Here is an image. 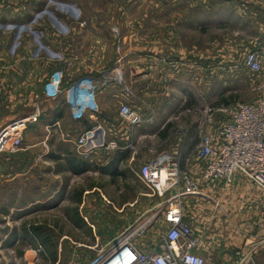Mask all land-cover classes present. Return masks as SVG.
<instances>
[{
  "label": "rangeland",
  "instance_id": "1",
  "mask_svg": "<svg viewBox=\"0 0 264 264\" xmlns=\"http://www.w3.org/2000/svg\"><path fill=\"white\" fill-rule=\"evenodd\" d=\"M249 53L260 59V73L244 66ZM7 60L29 65L0 70V132L42 111L21 147L39 143V166L34 157L21 169L41 175L44 204L38 215L29 212L27 225L0 224V236H28L17 249L13 241L3 244L0 264H85L141 221H151L153 231L165 228L164 199L142 180L143 165L169 153L185 169L229 107L264 97V0H0V65ZM116 68L124 83L110 90L127 94L123 104L143 121L133 126V161L112 175L102 170L113 152L95 157L70 191L62 180L60 203L52 205L48 156L59 145L46 140L45 87L59 72L73 82ZM26 191L29 200L28 181Z\"/></svg>",
  "mask_w": 264,
  "mask_h": 264
},
{
  "label": "built area",
  "instance_id": "2",
  "mask_svg": "<svg viewBox=\"0 0 264 264\" xmlns=\"http://www.w3.org/2000/svg\"><path fill=\"white\" fill-rule=\"evenodd\" d=\"M245 58L244 66L260 73L262 63L256 54L249 53ZM123 83L121 68L100 79L84 76L70 83L59 72L46 85L43 95L49 99L65 95L74 119L81 121L87 114L99 112L97 97L101 90ZM119 109L131 127L143 123L140 113L130 105L122 104ZM38 117L39 112L6 125L0 132V154L20 151L27 125ZM105 135L100 126L86 130L76 141L78 153L86 156L101 146L118 150L115 142L104 141ZM194 155L184 161L185 169L174 155L164 153L150 159L140 170L142 180L164 199L161 216L165 228L153 231L154 227L149 229L151 221H141L104 245L85 264H208L200 251L201 238L185 222L184 200L205 197L206 186L222 184L231 188L238 177L264 191V97L229 107L213 131L202 136ZM149 237L152 240L143 249L140 243ZM261 246L264 239L259 243L249 241L225 264H258L256 254Z\"/></svg>",
  "mask_w": 264,
  "mask_h": 264
},
{
  "label": "crops",
  "instance_id": "3",
  "mask_svg": "<svg viewBox=\"0 0 264 264\" xmlns=\"http://www.w3.org/2000/svg\"><path fill=\"white\" fill-rule=\"evenodd\" d=\"M19 62L7 60L2 63L3 66L0 65V70L11 68L10 70L17 73L19 65H29L27 60H20ZM125 91L128 92L126 85L123 86V92ZM118 92L113 89L110 90V88L101 90L97 97L99 112L97 114H87L81 122L74 119L72 110L66 103L65 95H60L55 99L44 96L45 102L48 103V108L42 113L45 119L44 126L47 130L46 140L50 141L48 142L49 145H59L57 149L55 147L54 157L52 158V155L48 156L50 160L48 175L51 177L50 203L52 205L55 202L60 203L59 193L63 188L62 180L65 179L66 181L64 188L70 191V188L78 183L77 179L79 177L85 176L86 172H90V166L95 157L99 160L105 152H113L111 159L107 160L106 166L102 170V173H111L112 175L121 169V166L129 159L133 161L129 150L132 144L130 141L132 139L131 135L135 127H131L126 121L122 120L119 106L127 103V94L122 96ZM41 112H39L40 115ZM31 115L34 114L30 113ZM17 120H21V118L14 121ZM98 126L105 129L104 141L107 144L115 142L119 146L118 150L101 146V148L88 153L86 156L81 155L77 151L76 141L86 130ZM38 145L39 143L26 144L25 149H21L14 154L0 155L1 225H27L29 212L38 215L39 210L43 209L41 175L39 172L35 174L33 168L31 174H27V176L25 171L21 169L25 165L24 161L26 159L31 158L35 163L34 157H36V166H39L40 159H38L36 149ZM34 153L37 155L34 156ZM27 181L32 191L29 200L27 197L28 191H26ZM254 186L248 180L238 177L231 188H226L222 184L206 186L203 189L205 197L186 198L184 200L185 222L192 227L194 235L199 239L201 238L203 246L200 251L207 257L208 264H225L234 258L235 253L243 249L249 241L259 243L264 239V236H259L260 234L257 232L259 227L264 231V191L260 189L262 191L260 192ZM142 216L139 215L137 218L139 219ZM24 237L28 236L22 233L2 235L0 236V247L8 241H13V246L17 249L22 245ZM145 240L152 239L149 237ZM140 245L143 246V249H146L144 240L141 241ZM258 249L257 262L258 264H264V246Z\"/></svg>",
  "mask_w": 264,
  "mask_h": 264
},
{
  "label": "trees",
  "instance_id": "4",
  "mask_svg": "<svg viewBox=\"0 0 264 264\" xmlns=\"http://www.w3.org/2000/svg\"><path fill=\"white\" fill-rule=\"evenodd\" d=\"M67 83H70V81H68ZM221 103H222V104L224 103V104H226V105L228 104V102H226V101H222ZM79 122H81V121H79Z\"/></svg>",
  "mask_w": 264,
  "mask_h": 264
}]
</instances>
